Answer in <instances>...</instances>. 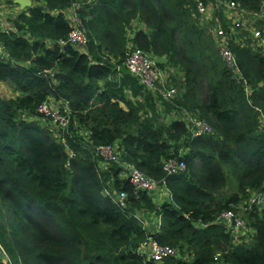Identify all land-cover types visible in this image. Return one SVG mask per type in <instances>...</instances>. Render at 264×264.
I'll use <instances>...</instances> for the list:
<instances>
[{
  "label": "trees",
  "instance_id": "1",
  "mask_svg": "<svg viewBox=\"0 0 264 264\" xmlns=\"http://www.w3.org/2000/svg\"><path fill=\"white\" fill-rule=\"evenodd\" d=\"M74 1L36 0L13 19V30L0 31L7 53L0 56V82L13 92L0 93V203L9 213L10 245L0 239L14 264H158L140 253L148 238L191 254L160 264H264V207L247 204L252 192L264 191L261 50L243 35L231 46L252 88L246 95L194 16L193 0L84 2L77 13L86 50L59 42L71 29L66 12ZM236 1L251 12H260L263 2ZM136 14L141 26L129 31ZM129 40L153 58H166L157 61L161 68L182 73L175 81L179 98L163 101L161 110L136 77L118 69ZM182 54L189 57L184 71L176 59ZM45 100L68 102L69 131L37 111ZM179 108L207 121L212 132L193 137L183 121L165 119ZM62 139L76 153L68 166ZM108 143L118 144L121 160L164 178L170 198L157 204L121 178L118 163L102 167L94 146ZM170 157L184 160L186 170L167 175L163 161ZM225 166L238 172L237 191L216 200ZM121 190L124 208L112 197ZM231 207L243 210L246 235L239 241L216 221ZM143 213L158 217L156 232L143 227L137 218Z\"/></svg>",
  "mask_w": 264,
  "mask_h": 264
},
{
  "label": "built area",
  "instance_id": "2",
  "mask_svg": "<svg viewBox=\"0 0 264 264\" xmlns=\"http://www.w3.org/2000/svg\"><path fill=\"white\" fill-rule=\"evenodd\" d=\"M193 1L195 5L193 10L194 16H197L200 23L211 33L212 39L216 43L218 53L227 69L232 73V77L237 83L242 84L245 94L250 95L252 93V88L242 74L231 46L233 41L237 40V30L245 28L243 16L253 14L255 17H260L259 12L246 11L245 8L240 7L236 0ZM84 2L88 3L90 0H75L70 10L66 13L71 29L65 39L59 40L62 46L71 44L75 47H79L81 50L87 49L86 32L77 13V10ZM248 31L250 35L249 38L253 42V45L250 46L261 50V54L264 56V37L262 31L257 28L248 29ZM241 34L242 33H239L238 35ZM129 38H131V36H129ZM0 56H7L5 48L1 43ZM124 65L126 69L137 78L139 84L144 87V90L151 92L154 98L157 99L158 109L159 107L163 109L161 105L163 101L173 102L179 98L181 90L179 86L172 81V74L168 69L171 70L172 73L177 70L169 66L161 68L155 58L138 46H135L130 40L128 41V46L125 51ZM262 89L264 91V80L262 81ZM37 111L43 116L50 118L52 126L66 132L69 131L71 108L68 102L62 100L59 102L45 100L38 106ZM257 111L259 112L258 120L260 126L264 128V110L257 108ZM171 115L172 116L166 117L165 119L183 121L186 129H188L193 137L212 132V127L207 121L188 112L184 108L174 109ZM61 142L66 151V166H68L70 160L76 157V153L68 146L65 140L62 139ZM118 149L117 143L94 146L95 154L102 159L104 165L113 162L119 164L121 168V178L129 181L135 191L145 190L150 193H157L159 196L165 195L163 196L165 198H170V192L165 184L164 178L156 179L148 176L131 162L121 160ZM163 170L167 175L184 172L186 170V163L184 160L178 159L177 157H170L163 161ZM112 197L119 207H126L127 194L125 191L113 192ZM247 204L248 207H251L253 204L260 206V208L264 207V191L259 190L252 192ZM152 216L155 215H150V217ZM145 217L146 216L143 217V215L137 216L139 221L144 225H146ZM216 221L220 223L225 231L229 232L235 240L239 241L241 237L246 235L245 221L238 211V207H231L223 210L217 216ZM159 223L160 220L157 217V224ZM140 253L141 255L143 254L147 260H152L160 264L164 259L175 255L177 251L174 247L160 244L152 238H148L141 244ZM218 255L219 254H217V256ZM0 264H13L1 245Z\"/></svg>",
  "mask_w": 264,
  "mask_h": 264
},
{
  "label": "rangeland",
  "instance_id": "3",
  "mask_svg": "<svg viewBox=\"0 0 264 264\" xmlns=\"http://www.w3.org/2000/svg\"><path fill=\"white\" fill-rule=\"evenodd\" d=\"M77 1H79V0H77ZM80 1H86V0H80ZM97 1L98 0H90V2H88V4L89 5L90 4H94ZM126 7L133 8L132 5H128V4L126 5ZM259 14H260V17H258V16L255 17L253 14L244 15L243 16V21H244V24H245V28H242V29L237 30V35L239 33H242L241 35H243L245 37L246 41L249 39L250 45H253V42L249 38L250 35H249L248 29L257 28V29H260L262 31V33H264L263 28H262V25L264 26V0L262 2V6H261V10H260ZM138 16L139 15L136 14L134 18H131L130 19L129 26H128V29H130L129 31H132V28L135 29L138 26L139 27L141 26V23L140 24L138 23L139 22V20H138L139 17ZM263 37H264V35H263ZM176 59L178 61V64H180V67L179 68L182 71H184L185 70V66L188 65L189 57L186 56V55H184V54H182V57L178 56ZM155 60L158 61V62H166L167 63L166 58H158V57H155ZM171 64H173V63H171ZM169 67H172V66L169 65ZM168 71L172 74L171 77H172V81L173 82H175L176 80H178L179 77H180V75L182 74L178 70L176 72H174V73H172V71L169 70V69H168ZM208 89H209V84L207 83V81L205 79H203L201 81V93H200V97L201 98H205L206 97V94L208 93ZM0 93L2 95H4V96H8V95H10L13 92H12L11 88L7 84H5L3 82H0ZM263 97H264V94H262L261 99H263ZM251 102H252V99H251L250 103ZM247 103L249 104V101ZM250 105H254L253 102ZM160 109H161V107H159V110ZM165 116L166 117H170L172 115L170 114V115H165ZM258 128H261L260 124H259ZM125 129L127 131H129V132L133 131V128L132 127H129V128L128 127H125ZM103 164L104 163L101 162L102 167H104ZM224 172H225V175H226V181H225L224 185L221 186L219 189L214 190V192H213V195H214V197H215L216 200H222L223 201L230 194H232L233 192H236L237 191V185H238V182H239V177L237 176L238 175V172L236 171V169L233 168V167H231V166H225L224 167ZM155 195H158L159 196V194H157V193H155ZM163 196H165V195L159 196L160 203H162V201H163V199H161V198H163ZM238 211L243 214V210L242 209H240ZM143 214H145V213H143ZM148 217L149 216H146L145 217V220H147ZM8 219H9L8 210H7V208L3 204L0 203V235L3 237L4 241L7 244L10 245V240H11L10 239V234H9L10 231H9V228L7 226V223H6L8 221ZM145 226L146 225H143V227H145ZM0 245L3 247L4 251L10 257L12 263L14 264L13 257L11 256V254L9 253V251L7 250V248L5 247V244L2 242L1 239H0ZM11 247H13V246H11ZM177 257L178 258H187V259H190L191 254L183 255V254H181V252L178 251Z\"/></svg>",
  "mask_w": 264,
  "mask_h": 264
},
{
  "label": "crops",
  "instance_id": "4",
  "mask_svg": "<svg viewBox=\"0 0 264 264\" xmlns=\"http://www.w3.org/2000/svg\"><path fill=\"white\" fill-rule=\"evenodd\" d=\"M36 0H0V31L13 30V19L21 12L26 10L28 7L33 6ZM68 12V11H67ZM66 12V13H67ZM129 36H132L131 34ZM153 201L160 204L159 196L151 193ZM163 201L167 198H161ZM162 201V202H163ZM152 215V214H151ZM147 216L143 214V217ZM157 219L152 216L147 219L145 228L150 232L154 233L157 231L156 228Z\"/></svg>",
  "mask_w": 264,
  "mask_h": 264
},
{
  "label": "water",
  "instance_id": "5",
  "mask_svg": "<svg viewBox=\"0 0 264 264\" xmlns=\"http://www.w3.org/2000/svg\"><path fill=\"white\" fill-rule=\"evenodd\" d=\"M118 69L123 74H131V72L128 69H126V66L124 64L120 65Z\"/></svg>",
  "mask_w": 264,
  "mask_h": 264
}]
</instances>
